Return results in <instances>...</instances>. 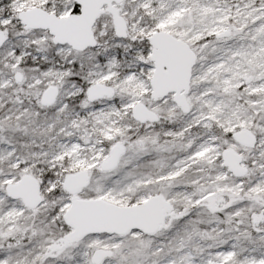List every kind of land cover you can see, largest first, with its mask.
Here are the masks:
<instances>
[{
	"label": "snow or ice",
	"instance_id": "1",
	"mask_svg": "<svg viewBox=\"0 0 264 264\" xmlns=\"http://www.w3.org/2000/svg\"><path fill=\"white\" fill-rule=\"evenodd\" d=\"M0 264H264V0H0Z\"/></svg>",
	"mask_w": 264,
	"mask_h": 264
}]
</instances>
